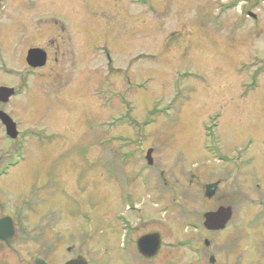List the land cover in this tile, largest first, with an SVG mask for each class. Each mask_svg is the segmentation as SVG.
<instances>
[{
	"label": "rangeland",
	"instance_id": "obj_1",
	"mask_svg": "<svg viewBox=\"0 0 264 264\" xmlns=\"http://www.w3.org/2000/svg\"><path fill=\"white\" fill-rule=\"evenodd\" d=\"M0 3V87L19 88V69L26 80L21 96L0 109L22 128L45 130L57 140L46 149L27 145L33 149L23 163L28 171L34 157L43 168L68 172L75 183L84 172L82 188L70 191L84 190L86 222L72 221L69 232L85 227L81 251L91 264H124L130 238L153 233L160 243L190 237L202 246L195 226L205 212L237 200L234 179L246 174L252 187L253 172L264 178V1ZM89 36L113 52L112 70L104 54L91 53ZM34 46L48 59L27 75L24 56ZM55 60L66 73L55 72ZM148 149L152 168L144 160ZM99 156V169H93ZM237 157L247 162L242 169ZM160 171L167 185L159 191L151 176ZM219 177L221 186L206 198L204 184ZM143 179H151L146 188L139 186ZM128 192L140 211H125ZM221 242L220 236L214 243Z\"/></svg>",
	"mask_w": 264,
	"mask_h": 264
},
{
	"label": "flooded vegetation",
	"instance_id": "obj_2",
	"mask_svg": "<svg viewBox=\"0 0 264 264\" xmlns=\"http://www.w3.org/2000/svg\"><path fill=\"white\" fill-rule=\"evenodd\" d=\"M263 1L259 0L261 3ZM88 42L91 46V53L99 54L100 57L104 54L106 68L112 70L113 64L117 63L113 52L110 51V55L105 47L100 46L99 39L91 37ZM30 48L40 49L45 53L46 65L47 52L39 46ZM27 52L24 56L25 66L28 68L25 71L26 74L41 71L45 65L41 68H31L26 64ZM68 63L72 70L77 69L76 63L73 61ZM54 64L59 65L56 60ZM3 67L0 56V69ZM14 72L22 87L23 82L26 81H22V71L19 69ZM55 72L66 73V69L59 65V70ZM261 75L260 66L255 72V78L259 80ZM20 87L14 89V97L21 96ZM93 96L100 98V91H95ZM0 112H2L1 109ZM9 117L13 120L11 115ZM15 125L17 138L10 140L0 122V264H66L79 256L83 257L87 264H91L81 251L86 234L85 227L79 226L76 233L69 232L72 221L74 225H77V219L83 221L84 224L86 222L84 190L81 189L82 193L76 194H71L70 191V189L75 190V186L82 188L81 181L84 172L76 176L77 182L75 183V181H69L71 178L68 177V172L57 173L53 168H43L44 163L40 161L37 163L38 159L34 157V162H31L33 171H28L23 163L29 159L28 154L33 149H29L27 145L33 141L35 147L46 149L57 140H53V134L45 133V130L25 128V126L22 128L16 123ZM95 144L100 150L101 141L96 140ZM97 159V164H94L93 169H99L98 163L101 161V156ZM237 160H241V157H237ZM246 163L243 160L239 161L238 168L242 169ZM89 168H91L90 165ZM222 168L224 170L225 167ZM226 171L228 170L226 169L223 173ZM161 173L163 172H159V177L155 176L156 173H152L151 176L152 180H155L152 185L156 186L159 191L166 185L165 179L161 178ZM245 175L242 174V180L238 177L231 184L233 195H239V197L226 206L231 209V220L221 231H206L200 224L201 222L199 225L195 224V230L197 229L204 236L202 246L197 247L195 243L200 241L190 237L184 241L161 242L157 254L146 259L137 252V240L131 237L130 258L125 264H264V178L261 176L262 173L253 172L254 184L251 187L250 183L245 180ZM65 178L66 181H64ZM149 183L151 179H143L139 181V186L146 188ZM213 183L217 184V191L221 186L222 177L204 184V189L206 185ZM128 194L131 197L128 195L130 201L126 207L127 210L140 211L133 194L130 192ZM74 196L78 201L76 202L77 210ZM71 198L74 199L72 213L69 205ZM128 217L131 220L132 216ZM148 220L154 221V219ZM188 226L189 223L185 224L186 228ZM220 236L222 242L215 244L214 242L219 240ZM163 248L168 251V255L162 252ZM171 252L174 253L170 254Z\"/></svg>",
	"mask_w": 264,
	"mask_h": 264
},
{
	"label": "water",
	"instance_id": "obj_3",
	"mask_svg": "<svg viewBox=\"0 0 264 264\" xmlns=\"http://www.w3.org/2000/svg\"><path fill=\"white\" fill-rule=\"evenodd\" d=\"M45 53L40 49H30L26 55V64L31 68H41L45 65ZM14 94L13 89L6 87H0V104H5L8 102ZM0 122L5 128L7 136L11 139H15L17 136V131L13 121L5 115L3 112H0ZM151 150L146 154L147 163L150 165L151 160ZM217 184L207 185L205 187V197L211 198L215 194ZM231 209L230 207H219L214 212H206L203 214L202 226L205 230L210 232L220 231L231 219ZM160 247V237L158 234L153 233L146 236H142L136 242V248L139 254L144 258L154 257ZM66 264H87L85 260L79 256L75 260H72Z\"/></svg>",
	"mask_w": 264,
	"mask_h": 264
}]
</instances>
